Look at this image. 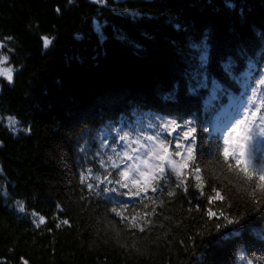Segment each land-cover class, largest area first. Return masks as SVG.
<instances>
[{"label":"trees","instance_id":"1","mask_svg":"<svg viewBox=\"0 0 264 264\" xmlns=\"http://www.w3.org/2000/svg\"><path fill=\"white\" fill-rule=\"evenodd\" d=\"M261 34L264 0H0V53L19 68L12 86L0 78V264H264V212L208 150L215 129L264 99ZM170 119L208 129L195 160L203 196L192 177L189 194L173 197L165 187L109 201L87 187L128 163L119 135H151L148 125ZM180 134H162L170 151ZM211 187L224 202L209 203ZM120 204L144 232L109 211Z\"/></svg>","mask_w":264,"mask_h":264},{"label":"snow or ice","instance_id":"2","mask_svg":"<svg viewBox=\"0 0 264 264\" xmlns=\"http://www.w3.org/2000/svg\"><path fill=\"white\" fill-rule=\"evenodd\" d=\"M91 3L106 6L107 0H91ZM227 6L234 7L231 3ZM57 11L61 10L57 9ZM8 39L12 38L8 37ZM41 39L45 49L52 43V40L47 37H41ZM260 39L264 41V34H261ZM237 67L238 64L236 62L225 65L226 72L231 74H236ZM8 78L12 79V76L10 75ZM258 79L260 85L264 86V77H258ZM9 122L11 124L16 123L15 119L11 117L9 118ZM148 127H153L156 131L151 135L144 134V142H141L139 138L129 140L128 135H119V141H123L127 145V149L121 153H116V155L124 161H131V163H125L123 168H117V163H112L111 168L114 171L107 172V174L103 175V178L93 175L91 179L99 183L97 185L88 184L87 187L89 189L93 187L100 188L102 193L105 194V198L109 201H111L112 197H127L128 199L142 197V194L149 189L155 192L158 189L163 191L165 187L168 189L167 195L173 197L176 195V189H181L185 195L189 194L191 183L189 177H192L195 180L193 186L203 196L206 187L202 176V169L196 165L195 160L198 146L200 148L204 147L200 143V134H207L208 129L204 127L198 129L192 126V121H187L184 125H181L177 119L161 120L156 124L148 125ZM177 129H180L181 134L175 142V149L170 151L172 142L162 138V134L171 136ZM215 130L220 131L222 134L223 147L221 148L220 144L214 143L213 140H208L209 153L216 160L220 171L229 177L230 182L232 178H235L237 184H243L251 190V202L254 206L252 211L264 212V204L256 197L257 191L264 192V167L261 170L254 168L248 151L249 143L253 140L254 134L264 137V99H261L258 106L254 104L253 108L242 119H237L230 127L223 130L220 128ZM100 144L102 148L104 141H101ZM133 145L137 147H132ZM237 145H239L238 149ZM213 147L215 148L214 152L212 151ZM85 150L82 146L81 151L84 152ZM113 151L115 152V149ZM134 153L135 155H133ZM108 160L112 161L113 157L108 156ZM101 166H103V161L101 162ZM169 170L175 176L176 183L174 187L172 186ZM87 171L91 173L93 170L88 169ZM81 181H84V176H81ZM105 183L109 186L105 187ZM211 190L214 195L208 197L209 203L213 201L222 203L225 201L222 189L211 187ZM4 194L7 195L6 192ZM17 203L19 205L18 210L24 212L23 203ZM126 209L127 205L120 204L111 207L109 211L114 216L119 217L120 222L124 223L128 228H136L140 232H144L145 228L141 227L140 217L133 215L129 219ZM151 214L147 213V215ZM32 215L35 216L37 213L33 212ZM208 215L212 216L214 213L209 212ZM220 215L230 225L240 222L239 220L229 218L223 212ZM243 218L244 216L241 214V219ZM44 223L45 218L40 216L37 227ZM61 223L67 225L69 221L63 220ZM143 223L146 225L150 221L144 220ZM57 227H60V225L58 224ZM217 228H219V224ZM260 241L264 242V233L260 234Z\"/></svg>","mask_w":264,"mask_h":264},{"label":"clouds","instance_id":"3","mask_svg":"<svg viewBox=\"0 0 264 264\" xmlns=\"http://www.w3.org/2000/svg\"><path fill=\"white\" fill-rule=\"evenodd\" d=\"M69 3H73V0H68ZM0 47H4V45L0 44ZM12 51V49H9ZM9 57L7 54L0 53V78H3L7 82L9 86H12L14 83L13 75L14 72L19 71V68H14L12 65L8 63ZM12 76V79H9V76ZM3 91V85H0V93ZM259 137V138H258ZM215 142L219 143L221 148L223 147V139L222 134L216 136ZM239 139V138H238ZM209 140H213V138H209ZM2 143H0V147H2ZM237 149L239 145L236 146ZM249 158L252 161V165L257 170H261L264 167V137L259 134H254L253 140L249 143ZM2 172V169H0Z\"/></svg>","mask_w":264,"mask_h":264},{"label":"rangeland","instance_id":"4","mask_svg":"<svg viewBox=\"0 0 264 264\" xmlns=\"http://www.w3.org/2000/svg\"><path fill=\"white\" fill-rule=\"evenodd\" d=\"M138 138L141 139V142H144V141H143V137H136V139H138ZM132 147H137V146H136V145H133ZM141 151H142V150H141ZM133 155H135V153H134ZM128 163H131V161H128Z\"/></svg>","mask_w":264,"mask_h":264}]
</instances>
